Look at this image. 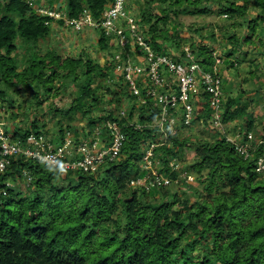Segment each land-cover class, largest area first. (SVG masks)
<instances>
[{"label": "trees", "instance_id": "trees-1", "mask_svg": "<svg viewBox=\"0 0 264 264\" xmlns=\"http://www.w3.org/2000/svg\"><path fill=\"white\" fill-rule=\"evenodd\" d=\"M219 1L222 2L219 15L245 17L250 6L257 11L251 21L244 19L250 34L257 32V22L264 24V0H238L239 3L235 0H142L141 3L134 0L132 3L142 4L144 10L132 15L155 52L169 51L175 63H183L182 49L186 41L175 34V27L168 29L170 12L174 22L183 15H207L212 9L207 5ZM57 2L0 0V79L27 83L32 78L31 84L39 90L56 78L73 80L71 84L79 89L81 96L73 99L71 112L77 110L89 125L96 121L115 123L125 141L119 157L105 161L96 174L67 172L23 156L10 160L0 175V188L4 189V195L0 194V264H264V174L257 173L255 167L261 147L255 146V150L249 151L253 157L244 159L219 134L221 128L211 129L213 140L193 141L182 136V129H191L199 121L211 126L209 121L214 111L207 103V93L194 100L191 126L180 123L175 133H162L156 127L160 111L147 98L133 94L124 78L117 75L114 55L121 50L113 43L116 37L106 36L101 27L92 31L98 38L96 47L109 56L106 64L99 65L89 58L60 59L54 52H47L45 56L32 52L23 69L18 71L22 63L16 55L18 48L37 46L39 40L50 34L52 22L65 27L62 20H54L37 10L41 7L54 11ZM112 2L65 0L66 7L63 9L61 5L56 10L75 19L86 9L98 21L106 5ZM152 3L155 6L167 3L169 9L154 15ZM127 7L130 9L129 4ZM245 41L254 45L250 36ZM190 47L199 58L198 63L206 68L211 66L209 59L214 47H195L194 43ZM126 54L129 55L128 49L120 52L122 61ZM204 54L207 58L200 60ZM130 57L132 63H137L134 55ZM96 78L111 81L117 90L114 94L107 92L110 100L102 95L101 104L116 101L117 108L105 112L102 109L101 117L90 116V107L100 103L91 84ZM171 83L176 92L173 75ZM4 94L0 92L1 98ZM34 96L38 99L36 92ZM139 101L144 102L141 108H138ZM232 105L230 99L221 107L223 126L244 119L245 128L240 129V134L264 132V127L256 130L245 107L239 103ZM71 114L66 124L56 122L55 143L59 144L68 133L79 135L76 130H70L69 123L76 119ZM36 124L32 120L25 129H15L9 135L11 140H24L36 132L48 135L40 132ZM104 129L103 134L107 133ZM150 145L154 146L151 158L159 161L162 174L172 181L180 174L169 164L174 161L177 165L180 155L196 158L190 161L189 171L196 174L207 171L200 179L207 182L206 187L199 193L193 190L196 204L185 201L179 205L178 194L168 190L172 187L150 192L128 187L129 181L140 175V162ZM27 177L31 191L25 195L19 184ZM153 193L162 197L157 200Z\"/></svg>", "mask_w": 264, "mask_h": 264}, {"label": "rangeland", "instance_id": "rangeland-1", "mask_svg": "<svg viewBox=\"0 0 264 264\" xmlns=\"http://www.w3.org/2000/svg\"><path fill=\"white\" fill-rule=\"evenodd\" d=\"M133 1H129V6L130 12L135 16V14L137 15L144 10V6L142 4L134 5ZM138 1L142 2V0ZM235 1L238 2V0ZM61 5L63 9L66 7L65 0H58L54 5V10L61 8ZM155 5H152V11L154 10L152 13L154 15L162 14L160 11L162 12L166 8L169 9V4L167 3L163 6ZM221 5V1L217 3L210 2L207 5L212 8L209 14L183 15L179 16L175 22L170 12L168 29L176 28L175 34L186 41L184 45L182 43L183 46H190L191 43H194L195 47L201 45L214 47L212 53L217 52L222 59L220 74L222 90L225 92V102L231 99L233 101L232 106L235 103H239L245 107L252 116V122L256 130L260 131L264 127V24L257 22V32L250 34L247 30L246 22L251 21L256 16L257 11L250 6L249 10L246 11L245 17L235 16L231 18L229 15H219L218 11H220ZM41 6L44 5L42 4ZM182 10L186 11V8H182ZM232 36H235L236 39L231 38ZM249 36L254 45L249 44L247 41L243 43V39ZM238 40L242 42H238ZM97 42L98 38H96V34L91 29L76 32L72 28H65L58 25L57 22H52L50 34L44 40H39L37 46L22 45L21 48H18L16 55L18 60L22 62L18 71L23 69L25 66L24 62L32 52L39 53L41 56H45L47 52H54L60 59L89 58L99 65H104L108 62L109 56L105 51L96 47ZM18 43L21 44L22 42L19 41ZM207 56V54H204L201 59L207 58ZM209 63H212L211 65L215 63L211 56ZM81 72L80 68L77 69L79 78L81 77ZM117 75L121 77L120 73H117ZM114 79L117 78L115 77ZM140 80L138 78V81ZM72 81L56 78L53 83L40 86L39 90L35 87L36 85L31 84L32 78L27 83L17 82L15 79L9 82L0 79V92H5L2 98L0 96V129L12 136V132L15 129H25L27 124L32 120H36L38 130L47 132L49 136L53 137L58 134L56 122L60 121L61 124H66L71 113L76 116V119L69 123L70 130H76L79 134L75 135L74 138L78 137L79 139V136H84L86 131L92 132L96 128L103 129L104 122L96 121L93 125H89L86 119L80 118V113L76 112L77 110L71 112L74 103L73 99L81 96L79 89L72 86ZM91 84L92 88H95L96 99H99L100 103L94 107L92 106V108L90 107V116L101 117L103 114L102 109L105 112L117 108L116 101H113L110 105L101 104L102 95L109 99L108 91H111L112 94L117 92V90H114L111 81H99L96 78ZM98 84L101 86H98ZM44 90L47 92L45 95ZM34 92L37 93L38 99L34 96ZM141 107L142 102L139 101L138 108ZM54 109H59L60 112H53ZM42 125L44 126L42 127ZM178 125V127L181 126L179 123ZM193 125L191 129L181 130L179 128L183 133V138L190 137L193 141L198 139L213 140L211 129H215L214 126L209 127L202 124L201 121ZM244 128V119L235 120L227 122L219 134L221 136H232L236 135L240 129L244 130ZM180 156V164L177 163L174 168V170H178L180 176L174 180L173 185L168 186L172 188L167 189L173 194H178L179 205L185 201L189 205H194L196 204V198L193 192L199 193L206 187L207 182H202L200 179L207 171L205 170L200 174L189 171L190 161L196 158ZM175 162L177 161L175 160ZM23 180L25 182L19 185L25 195H28L31 191L30 186H28L29 181L24 178ZM151 195L157 200L162 197L159 193ZM197 248L199 249V247Z\"/></svg>", "mask_w": 264, "mask_h": 264}, {"label": "built area", "instance_id": "built-area-1", "mask_svg": "<svg viewBox=\"0 0 264 264\" xmlns=\"http://www.w3.org/2000/svg\"><path fill=\"white\" fill-rule=\"evenodd\" d=\"M129 1L131 0H113L106 5L98 21L86 9L75 19H70L66 17L65 12L57 10L51 11L40 7L38 11L54 20H62L65 27L76 32L101 27L106 36H115L113 43L121 51L115 52L114 68L129 84L133 94L147 98L154 108L160 111L156 127L162 133H175L178 123L186 127L191 126L194 100L202 93L209 95L207 103L214 111L209 124L215 129H222L221 107L225 102V92L222 90L220 74L221 57L217 52H213L211 57L215 63L206 68L198 63L199 58L197 59L190 46H184L182 49L185 53L183 63H175L170 58L169 51L161 54L155 52L147 38L143 36L141 25L136 24L127 7ZM127 49L129 55L126 54L122 61L120 52ZM130 54L135 56L137 63H132ZM171 75L176 80L178 88L176 92L171 83ZM138 78L141 80L138 81ZM120 114L125 115L124 112ZM104 128L107 129V133L103 134ZM240 132L223 137L234 145L235 152L244 159L253 157L250 152L255 146L261 147L262 153L259 154L255 167L257 173L264 174V132L257 135L247 133L245 136ZM74 136L66 134L59 144L54 142L53 137L38 132L24 140H11V137L0 129V175L6 171L10 160L18 156L67 172L95 174L105 161H113L119 157L125 141L124 134L115 123H106L103 129L86 131L79 139ZM153 147L150 145L145 150L140 162L141 173L129 181L128 187L150 192L174 184V180L162 174L159 161L155 162L151 158ZM169 166L173 169L176 167L174 161H171ZM27 180L30 181V178L27 177ZM0 194L4 195L3 188H0Z\"/></svg>", "mask_w": 264, "mask_h": 264}, {"label": "clouds", "instance_id": "clouds-1", "mask_svg": "<svg viewBox=\"0 0 264 264\" xmlns=\"http://www.w3.org/2000/svg\"><path fill=\"white\" fill-rule=\"evenodd\" d=\"M225 16H227V15H225Z\"/></svg>", "mask_w": 264, "mask_h": 264}]
</instances>
